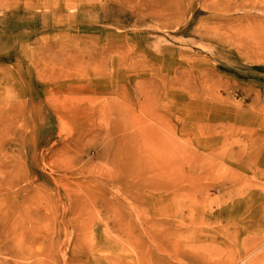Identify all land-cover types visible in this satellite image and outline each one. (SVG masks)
<instances>
[{
	"label": "rangeland",
	"instance_id": "obj_1",
	"mask_svg": "<svg viewBox=\"0 0 264 264\" xmlns=\"http://www.w3.org/2000/svg\"><path fill=\"white\" fill-rule=\"evenodd\" d=\"M0 264H264V0H0Z\"/></svg>",
	"mask_w": 264,
	"mask_h": 264
},
{
	"label": "bare ground",
	"instance_id": "obj_2",
	"mask_svg": "<svg viewBox=\"0 0 264 264\" xmlns=\"http://www.w3.org/2000/svg\"><path fill=\"white\" fill-rule=\"evenodd\" d=\"M215 7L217 8V7H219V6H215ZM228 7H229V6H228ZM229 8H230V7H229ZM251 246H253V245H251Z\"/></svg>",
	"mask_w": 264,
	"mask_h": 264
}]
</instances>
